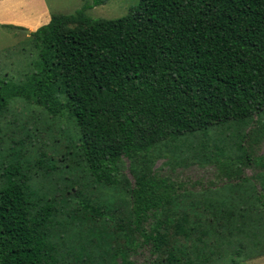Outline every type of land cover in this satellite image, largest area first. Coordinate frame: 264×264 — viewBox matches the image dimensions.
<instances>
[{
  "label": "trees",
  "instance_id": "1",
  "mask_svg": "<svg viewBox=\"0 0 264 264\" xmlns=\"http://www.w3.org/2000/svg\"><path fill=\"white\" fill-rule=\"evenodd\" d=\"M88 7L32 32L38 59L24 80L0 75V264H137L139 238L152 264H212L207 249L260 236L264 155L243 141L264 138V0H140L116 19ZM18 101L34 122L74 124L70 145L57 139L63 153L41 150L32 166L1 147ZM229 122L261 125L208 145ZM178 149L191 152L182 161L218 164L220 184L191 189L162 174L156 161ZM251 162L263 170L246 176Z\"/></svg>",
  "mask_w": 264,
  "mask_h": 264
},
{
  "label": "rangeland",
  "instance_id": "2",
  "mask_svg": "<svg viewBox=\"0 0 264 264\" xmlns=\"http://www.w3.org/2000/svg\"><path fill=\"white\" fill-rule=\"evenodd\" d=\"M139 2L140 0H103L99 3H96V0H0V75L20 81L24 80L26 74L33 70V65L38 59V52L33 46L32 32L46 24L52 14H72L86 6H91L86 10L90 17L116 19L127 15L130 9L136 7ZM15 29L29 30V32ZM30 110L19 101L11 106L3 117L1 125L4 130L1 147H7L10 152H14L11 158H16V152H24L23 164L35 166L41 150L55 157L63 153V145L58 143L57 139L64 141L65 146L70 145L72 137L76 136V128L68 119L56 120L46 125L34 122ZM261 116L264 121V114ZM38 118L39 116L36 117ZM245 123L229 122L210 130L209 136H206V133L203 135L206 136L208 145L213 146V142H216L215 145L219 142L221 147H225L232 138L235 137L240 141L246 130L252 133L261 125V122H254L245 127ZM63 127V132L60 134ZM191 139H194V145H198L204 137L196 136ZM191 139L188 138V140ZM253 144L252 137L249 136L243 141L245 148L253 146L254 151L250 152L251 155H264V138L257 144ZM230 146H232L230 153L236 156L238 151L234 143ZM186 149L184 153L180 149L175 154L167 152V156L158 159L155 166L160 168L162 174L171 175L177 181H183L191 189H200L211 181L220 184L218 164H202L191 158L182 161L181 156H192L191 152ZM4 150L0 151V174L2 173V162L5 161L3 159L6 157V154L3 155ZM242 152L245 151L242 150ZM224 154L222 150L220 155ZM167 159H172L171 163H166ZM177 159L179 160L175 161ZM35 169L40 172L37 167H34V171ZM243 170L244 175L252 176L263 169L251 162ZM124 172L132 176L128 168H125ZM262 178L256 180V185L259 191L264 192L261 185V180L264 182ZM3 183V178L0 177V190ZM227 183L225 184L229 185ZM261 230L260 236H256L253 240L245 236H234L231 243H220L213 250L207 249L209 256H212V252L215 254L212 256V264H231L232 256L240 246L238 240H241L244 245L240 249L241 255L236 257L240 264H264V230ZM150 248L151 245L144 242L143 238H139V244L132 253V259L137 264H152L155 256Z\"/></svg>",
  "mask_w": 264,
  "mask_h": 264
},
{
  "label": "water",
  "instance_id": "3",
  "mask_svg": "<svg viewBox=\"0 0 264 264\" xmlns=\"http://www.w3.org/2000/svg\"><path fill=\"white\" fill-rule=\"evenodd\" d=\"M16 31H25L26 33L29 32V30H22V29H15Z\"/></svg>",
  "mask_w": 264,
  "mask_h": 264
},
{
  "label": "crops",
  "instance_id": "4",
  "mask_svg": "<svg viewBox=\"0 0 264 264\" xmlns=\"http://www.w3.org/2000/svg\"><path fill=\"white\" fill-rule=\"evenodd\" d=\"M48 22H49V21H48ZM48 22H47V23H48Z\"/></svg>",
  "mask_w": 264,
  "mask_h": 264
}]
</instances>
